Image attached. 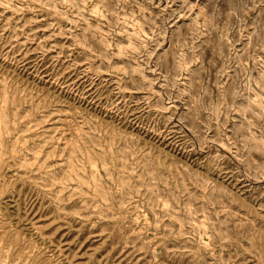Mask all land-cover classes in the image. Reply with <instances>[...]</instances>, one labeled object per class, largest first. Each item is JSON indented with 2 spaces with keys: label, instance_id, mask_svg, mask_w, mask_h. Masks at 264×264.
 I'll return each instance as SVG.
<instances>
[{
  "label": "rangeland",
  "instance_id": "obj_1",
  "mask_svg": "<svg viewBox=\"0 0 264 264\" xmlns=\"http://www.w3.org/2000/svg\"><path fill=\"white\" fill-rule=\"evenodd\" d=\"M239 1L0 0V264H264V0Z\"/></svg>",
  "mask_w": 264,
  "mask_h": 264
},
{
  "label": "bare ground",
  "instance_id": "obj_2",
  "mask_svg": "<svg viewBox=\"0 0 264 264\" xmlns=\"http://www.w3.org/2000/svg\"><path fill=\"white\" fill-rule=\"evenodd\" d=\"M253 0H251V2H252ZM246 3H248V0H240L239 2H238V4L236 5V7H237V9H238V11H239V14H241L242 13V10H243V8H244V5L246 4ZM250 13V12H249ZM138 31L137 30H135V29H133V31H132V33H131V36L133 37V38H137L138 37V33H137ZM171 105V104H170ZM175 120V119H174ZM245 176V175H244ZM158 207H159V205H158ZM257 211V210H256ZM172 212V211H171ZM187 212L189 213L190 211H189V209H187ZM173 214H174V212H172ZM175 215V214H174ZM29 221V220H28ZM31 221V220H30ZM31 223V222H30ZM34 227V226H33ZM206 227V226H205ZM28 228V227H27ZM140 231V230H139ZM138 231V232H139ZM46 237V236H45ZM46 241H48V240H46ZM66 243V242H65ZM206 243V242H205ZM204 242H200V244H199V246L200 247H202V248H205V246H206V244H205ZM70 244H72V243H70ZM65 250V249H64ZM60 252V251H59ZM61 253V252H60ZM73 257V256H72ZM72 260V259H71ZM114 260V259H113ZM68 261V260H67ZM70 262V261H69Z\"/></svg>",
  "mask_w": 264,
  "mask_h": 264
}]
</instances>
